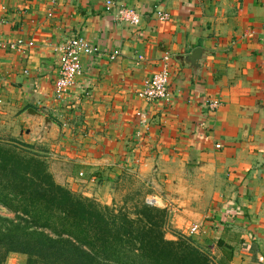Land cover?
I'll use <instances>...</instances> for the list:
<instances>
[{
	"label": "crops",
	"instance_id": "0c3cea01",
	"mask_svg": "<svg viewBox=\"0 0 264 264\" xmlns=\"http://www.w3.org/2000/svg\"><path fill=\"white\" fill-rule=\"evenodd\" d=\"M106 1L0 0V138L36 145L56 181L85 195L104 175L137 172L212 264H264V0ZM119 6L140 23L118 20ZM76 36L99 50L58 99V48ZM197 47L200 69L177 59ZM165 53L170 96L146 102L138 92Z\"/></svg>",
	"mask_w": 264,
	"mask_h": 264
},
{
	"label": "trees",
	"instance_id": "16d2710c",
	"mask_svg": "<svg viewBox=\"0 0 264 264\" xmlns=\"http://www.w3.org/2000/svg\"><path fill=\"white\" fill-rule=\"evenodd\" d=\"M36 149L0 138V205L14 213L0 215V264L12 253L29 264H212L192 236L167 238V208L102 205L57 182Z\"/></svg>",
	"mask_w": 264,
	"mask_h": 264
},
{
	"label": "built area",
	"instance_id": "2783aa9c",
	"mask_svg": "<svg viewBox=\"0 0 264 264\" xmlns=\"http://www.w3.org/2000/svg\"><path fill=\"white\" fill-rule=\"evenodd\" d=\"M116 6L114 0L106 1V9L113 10ZM115 16L118 20L138 25L141 21V15L135 9L119 6L115 11ZM156 17L159 20H169L170 13L163 9H157ZM30 45L33 42L29 43ZM24 45L23 39H18L4 46L16 49ZM99 50L97 46L92 44L88 39L83 36L71 37L63 41L58 48L59 51V76L55 81V95L58 99H63L73 88L77 82V77L82 71V58L84 55H92ZM120 53L115 50L111 57L115 58ZM139 59H143L139 55ZM171 63L172 57L169 53H165L161 59L160 68L144 82V87L138 92V96L146 102H154L161 99H166L170 96V77H171ZM221 102L218 99H209L206 101V106L209 109H216L220 106ZM144 118H146L144 116ZM219 146V145H218ZM146 202L151 205H158V199L153 196H147ZM200 226L195 224L191 226L190 233L195 234L198 232Z\"/></svg>",
	"mask_w": 264,
	"mask_h": 264
},
{
	"label": "rangeland",
	"instance_id": "374dc122",
	"mask_svg": "<svg viewBox=\"0 0 264 264\" xmlns=\"http://www.w3.org/2000/svg\"><path fill=\"white\" fill-rule=\"evenodd\" d=\"M40 155L43 157V154L40 153ZM82 177H86V175ZM91 183V186L87 189L91 195H85L83 191L79 189V186H76L78 187L77 189L69 188L76 193L96 200L102 205L117 204V206H121L123 202H126L131 206L137 202H144L147 196H152L150 193L152 191L151 184L134 171H124L120 174L115 173L113 176L109 177L104 175V179L101 178L99 181H93ZM88 185L89 183H87V186ZM157 206L162 207L160 205ZM0 215L14 217V213L1 205ZM176 232L180 231L172 226L167 230V234L171 233L176 235ZM4 264H29V259L27 255L12 253Z\"/></svg>",
	"mask_w": 264,
	"mask_h": 264
},
{
	"label": "water",
	"instance_id": "95a60500",
	"mask_svg": "<svg viewBox=\"0 0 264 264\" xmlns=\"http://www.w3.org/2000/svg\"><path fill=\"white\" fill-rule=\"evenodd\" d=\"M208 50L203 48V47H197L195 48L191 53L185 55V56H178L177 59L184 65L192 67L194 69H200L203 59L206 56ZM26 115L31 116V117H35V118H39L41 119V123L46 126L49 124H53L54 121L47 117L45 114H43L42 112L33 109V108H29L26 112Z\"/></svg>",
	"mask_w": 264,
	"mask_h": 264
}]
</instances>
